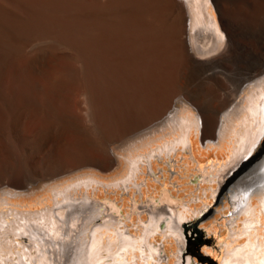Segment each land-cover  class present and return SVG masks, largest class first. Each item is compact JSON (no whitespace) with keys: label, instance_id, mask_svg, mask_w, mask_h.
Returning a JSON list of instances; mask_svg holds the SVG:
<instances>
[{"label":"bare ground","instance_id":"obj_1","mask_svg":"<svg viewBox=\"0 0 264 264\" xmlns=\"http://www.w3.org/2000/svg\"><path fill=\"white\" fill-rule=\"evenodd\" d=\"M250 1L0 0V186L22 185L29 149L44 151L46 171L57 175L92 163L111 166L116 162L111 145L155 124L165 130L156 148L127 158L125 174L113 183L87 177L54 187L50 200L37 202L36 209L9 203L15 193L0 197V264H60L68 246L84 248L82 264H168L171 257L181 264V223L202 207L190 208V201L169 197L166 189L138 204L134 197L147 185L144 178L136 183L140 164L148 166L145 175L155 177L151 159L176 146L196 161L193 131L226 142L227 158L209 162L193 180L205 206L203 195L215 196L250 161L264 136V74L244 84L238 100L218 117L220 107L209 112L196 102L197 113L185 115L175 104L189 92L187 72L220 51L231 34L228 9L253 8ZM79 93L84 116L71 111ZM31 116L40 126L24 137ZM168 165L173 176L174 165ZM254 183L257 189L245 200L232 191L235 211L219 219L226 229L225 238L215 237L224 242L220 264H264V179ZM100 186L133 187L131 206L124 212L116 199L99 200ZM173 201L174 208L163 205ZM171 238L176 251L166 249Z\"/></svg>","mask_w":264,"mask_h":264},{"label":"rangeland","instance_id":"obj_2","mask_svg":"<svg viewBox=\"0 0 264 264\" xmlns=\"http://www.w3.org/2000/svg\"><path fill=\"white\" fill-rule=\"evenodd\" d=\"M250 2L254 5L253 8L242 5L239 10L228 9L226 23L230 25L231 34L226 36L224 31L222 32L226 37L223 47L220 51L211 54L208 59L202 61L198 67H195V69L187 72L185 75L184 82H186L189 92L180 94V98L178 96L175 103L181 113L185 115L196 114L197 110H195L196 106L194 103L201 102L203 107L209 112L215 107H220L219 111L221 112L217 114L218 117L234 101L238 100L244 84L264 74V0H251ZM210 6L213 15L217 17L216 9L212 4ZM74 98L76 101L73 100L72 102V105H74L71 108L72 113L84 116L85 104L83 108V102L81 101L84 95L81 94L80 97L79 93ZM78 98H80V102ZM78 102L81 104L79 110L77 109L78 107H75L79 106ZM74 108L76 109L74 110ZM39 126L38 119L31 116L24 125L22 135L24 137H32ZM164 134L165 130H161L160 124H155L139 136L125 139L120 142L121 144L116 143L111 145L110 151L116 157V162L113 165L107 167L97 164L93 165L94 163H92L69 172L57 173V175H51L52 172L46 171V167L50 163L47 157L44 160V151L35 148L33 150L29 149L30 152L28 151V153L31 155V160L29 159L30 162L28 161L27 165L22 168V185L18 186L12 183L1 185L0 197H7L6 193H15L18 196L10 199L7 197L9 203H20L21 206L18 207L25 209H36L40 207L37 202L47 197L48 200L46 201L50 200L52 196L51 189L54 187H61L87 177L103 183H113L125 174L126 161L130 155L133 158L137 154H144L149 149L156 148L161 143ZM202 137V130L199 132L193 131L191 134V151L196 161L191 159L189 150L183 149L182 146H176L168 154L163 152L158 156H154L151 159V170L153 174H157L155 175L158 178L157 180L152 175H145L148 172V166L140 164L142 173L138 175L136 183L140 182L143 178L147 182V185L142 187L141 196L136 194L134 197L135 189L133 187L124 191L120 188L110 187L105 191L100 186L95 194L99 200L106 198L118 200L119 204L124 208V212L131 206L133 197L137 200L138 204H142L149 196L159 198L162 195L163 189H166L169 197H182L184 200L190 201V208L200 209L202 207V211L198 212L194 217L183 221V224L186 225L182 232L185 238L183 251L185 255L188 254L187 250L190 238L199 235L192 226L194 220H199V225L205 227L208 232L212 231L215 237L225 238L226 229L220 225L222 222L219 219L223 215H229L232 211H235L230 197L232 191L238 192L239 196H244L250 187L255 186L256 183L254 182L264 179V165L261 163L263 153H258L262 147L264 136L257 145L256 152L250 158V161L255 159L249 166L256 162L259 163L248 173L242 175L246 171L244 170L219 188L217 183H213V188L218 189H216L217 191L213 197H211V191L203 195L207 196L203 198V202H207L205 206L201 202L202 190L196 188L193 180L198 178V175L209 162L217 159H226L228 146L226 142L215 140L214 136L207 139ZM25 140L27 141V139ZM169 161L170 164L174 165L172 170L176 171L173 176L170 173ZM209 185L208 183H204L202 186ZM82 191H85V188L77 190L78 195L75 196H81ZM87 193L91 195L92 189H88ZM192 198L198 199L192 201ZM236 201L238 202V200ZM252 202L256 203L255 198H253ZM175 203L173 201L171 204ZM142 215L144 219L147 218L146 212ZM135 218L137 217L135 216ZM217 231L221 232L220 236L216 233ZM155 238L160 240L161 236L155 235ZM173 240L171 238L172 245L166 244L167 251L171 249L173 251L177 250L178 247ZM208 245H211V243H203L201 250L207 246L212 257L219 258L221 253L212 250ZM174 261L175 257H171L168 264H173Z\"/></svg>","mask_w":264,"mask_h":264},{"label":"water","instance_id":"obj_3","mask_svg":"<svg viewBox=\"0 0 264 264\" xmlns=\"http://www.w3.org/2000/svg\"><path fill=\"white\" fill-rule=\"evenodd\" d=\"M230 110V109H228ZM223 123L222 116L219 119V126H221ZM264 151V140L262 142V147L259 150L258 153H261ZM255 159V158H254ZM252 159L250 162H248L246 165L243 166L242 169H240L239 172L236 173L235 176L246 170L242 175L245 173H248L252 168H254L259 162L254 163L253 165L249 166V164L254 160ZM259 161V160H258ZM247 166H249L247 168ZM234 176V177H235ZM257 185L250 187L247 191L246 194L243 196V200L246 198H249V196L253 193L255 189H257ZM163 205H167L168 208H174V206L171 203L163 202ZM192 226L197 234L199 236L204 237V242L203 243H211L210 248L212 250H216L217 252L221 253L219 258H214L212 257L211 253H209L206 249L207 246L203 247L202 250L197 255L188 253V254H183L184 251V245H185V238L183 241V247H182V253H181V264H220V260L224 256V242L223 240L216 241L215 236H213L212 232L208 233L205 227L199 225V220H194L192 222ZM186 225L181 223V229L183 231V228H185ZM21 239H25V237H21ZM202 243V244H203ZM84 248H77L74 249V246H68L66 250L62 254V259L60 264H82L84 261Z\"/></svg>","mask_w":264,"mask_h":264},{"label":"trees","instance_id":"obj_4","mask_svg":"<svg viewBox=\"0 0 264 264\" xmlns=\"http://www.w3.org/2000/svg\"><path fill=\"white\" fill-rule=\"evenodd\" d=\"M203 242H204L203 237H201L199 235H196V237L194 236V237L190 238L189 246H188V250H187L188 253L197 255L201 250V246H202Z\"/></svg>","mask_w":264,"mask_h":264},{"label":"snow or ice","instance_id":"obj_5","mask_svg":"<svg viewBox=\"0 0 264 264\" xmlns=\"http://www.w3.org/2000/svg\"><path fill=\"white\" fill-rule=\"evenodd\" d=\"M255 147V142H253V148ZM251 154V152H249V155ZM245 158H247V157H245Z\"/></svg>","mask_w":264,"mask_h":264}]
</instances>
